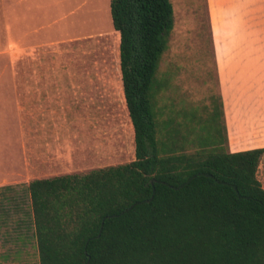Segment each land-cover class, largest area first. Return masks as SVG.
Wrapping results in <instances>:
<instances>
[{
	"label": "trees",
	"instance_id": "16d2710c",
	"mask_svg": "<svg viewBox=\"0 0 264 264\" xmlns=\"http://www.w3.org/2000/svg\"><path fill=\"white\" fill-rule=\"evenodd\" d=\"M109 7L134 159L0 186V230L31 244L36 264H264V148L229 151L220 93L205 114L164 116L170 0Z\"/></svg>",
	"mask_w": 264,
	"mask_h": 264
},
{
	"label": "rangeland",
	"instance_id": "374dc122",
	"mask_svg": "<svg viewBox=\"0 0 264 264\" xmlns=\"http://www.w3.org/2000/svg\"><path fill=\"white\" fill-rule=\"evenodd\" d=\"M170 1L159 102L165 117L183 106L205 114L220 93L216 53L264 55V0ZM118 45L109 0H0V186L134 159ZM33 87L46 101L24 108L17 90ZM36 263L31 244L0 230V264Z\"/></svg>",
	"mask_w": 264,
	"mask_h": 264
},
{
	"label": "crops",
	"instance_id": "0c3cea01",
	"mask_svg": "<svg viewBox=\"0 0 264 264\" xmlns=\"http://www.w3.org/2000/svg\"><path fill=\"white\" fill-rule=\"evenodd\" d=\"M235 5H239L238 0L230 6ZM215 63L229 151L264 148V55L229 53L223 57L216 53ZM44 91L36 87L19 88L17 94L22 95L24 108H39L46 100L35 96L42 95ZM39 145V151L47 150V146ZM257 178L264 188V153L258 165Z\"/></svg>",
	"mask_w": 264,
	"mask_h": 264
}]
</instances>
